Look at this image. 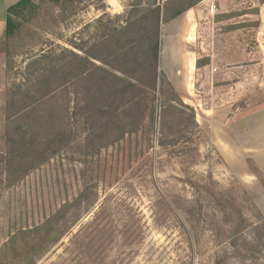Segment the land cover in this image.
Listing matches in <instances>:
<instances>
[{
  "label": "rangeland",
  "instance_id": "rangeland-1",
  "mask_svg": "<svg viewBox=\"0 0 264 264\" xmlns=\"http://www.w3.org/2000/svg\"><path fill=\"white\" fill-rule=\"evenodd\" d=\"M153 1L119 0L117 15L103 0H33L12 16L14 33L0 39V154L9 147L10 97L20 100L18 109L55 89L54 103L70 100L73 119L65 137L27 117L8 128L22 142L16 151L34 137L40 143L34 160L15 157L19 165L0 171V248L21 228L56 212L58 220L50 242H36L29 252L33 237L18 236L0 264H28L33 257L35 264H264V0L194 6L199 52L209 61L184 102L194 111L162 117L161 104L170 97L164 84L153 131L143 121L134 133H97L96 119L83 126L84 81L73 78L69 91L56 90L61 71L54 70L55 57L65 49L82 55L85 40L114 31L121 21L129 22L123 38L131 37ZM168 4L169 11L177 2ZM64 55L78 70L70 62L75 58ZM38 57L47 71L29 76L27 64ZM29 163L38 166L24 175ZM64 205L68 210L60 211Z\"/></svg>",
  "mask_w": 264,
  "mask_h": 264
},
{
  "label": "trees",
  "instance_id": "trees-1",
  "mask_svg": "<svg viewBox=\"0 0 264 264\" xmlns=\"http://www.w3.org/2000/svg\"><path fill=\"white\" fill-rule=\"evenodd\" d=\"M33 0H19L7 9V15L5 20L4 35L10 38L17 27L16 22L13 19V15L16 14L19 8L24 7L31 3ZM59 1V0H54ZM80 1V0H69ZM203 0H193L186 3L185 0H166L165 5H161V1L155 0L151 6L146 10L149 14L147 18L139 17L140 31L136 34H132L131 37L123 38L124 33L129 29L128 21H121L119 26L114 27V31L107 30L104 35L97 37V32L94 36L85 40L87 45L83 50V54L79 55L77 52L71 49H65L61 56L55 57L54 70H60V80L56 86V90L62 92L68 90L72 79H82L84 85L81 93V103L84 104L82 108L85 109V113L82 117L85 119L83 126H87L88 119H96L93 129L95 132L106 131L111 133L114 130L121 128L120 134L126 135L128 133H134L137 130V124H143V121H148L152 125V131L155 128L156 111L158 95L163 93L162 86L167 85L169 90V96L167 102H162V117L165 113L172 115L185 114L186 111H194L192 106L184 103L178 93L175 91L171 83L167 78L159 71V50H160V25L162 22H168L169 20L177 17L185 12L187 9L192 8L199 4ZM168 2H177L174 9L169 7V11L166 6ZM186 3V4H185ZM138 30V27L137 29ZM108 31H112L111 33ZM68 53L75 58L70 59V62L74 61L78 63L77 68H70L64 59V54ZM42 57V56H41ZM31 60L28 65L29 76L40 73L42 67L40 66V58ZM44 57V56H43ZM115 61L122 64L116 65ZM61 62V63H60ZM209 61L204 62L203 58L197 60V66H203L208 64ZM77 70V71H75ZM42 71H47L42 69ZM43 81H47L44 86L48 87L51 80L48 78V74H44ZM51 89L41 97L32 96L29 103L20 105L18 109L16 105L20 101L16 97L8 98L9 110L7 111V136L9 147L5 153L0 154V158L4 160V166L0 167V171L7 172L10 167L20 164L21 158L30 157L29 162L34 160L36 147L40 143L38 139L32 138L30 144L23 150L14 149L15 145H21V140L13 135L11 137L8 128L12 129V125L22 118H31L33 122H39L38 127H43L49 131V128L57 127L61 131V135L65 137L66 132L71 131V110L72 105L70 100H66L61 105L54 103V96L56 91ZM19 90H17L18 92ZM21 93V91H19ZM16 99V100H15ZM79 102V104H80ZM165 103V104H164ZM43 107L50 111L47 116L39 114V110H43ZM191 117L194 124L197 126L195 119V113L192 112ZM117 127V128H116ZM12 132V131H11ZM68 132V133H69ZM102 133V132H101ZM15 143V144H14ZM19 158L20 161H17ZM38 165H32L31 163L22 167L24 171L27 169L24 175L28 174L31 169L36 168ZM30 170V171H29ZM12 171L6 173L11 175ZM1 181V180H0ZM72 205V202L70 203ZM68 205L62 206L60 211L68 210ZM59 211V212H60ZM58 212L48 217L44 222L39 223L30 229L21 228L18 232L14 233L7 241H14L21 237H33L32 242L29 244V252H33L38 243L42 244L45 240H49L50 236L56 225H52L53 222H57ZM45 227V228H44ZM262 232H264V223L261 226ZM46 229L48 233L42 235V231ZM39 234V236H37ZM261 239V238H260ZM4 244L0 248V260L4 248L8 244ZM257 246H261V243H257ZM43 250L44 247H41ZM36 259L33 257L28 264H35Z\"/></svg>",
  "mask_w": 264,
  "mask_h": 264
},
{
  "label": "crops",
  "instance_id": "crops-1",
  "mask_svg": "<svg viewBox=\"0 0 264 264\" xmlns=\"http://www.w3.org/2000/svg\"><path fill=\"white\" fill-rule=\"evenodd\" d=\"M18 1L0 0V39L5 31L7 9ZM103 2L114 7L115 10H118L120 5L119 0H103ZM116 12L115 14L119 15L122 11ZM92 21L93 19H90L89 24ZM90 29L95 28L90 26ZM199 36V25L194 7L160 25L158 69L184 102L190 100V95L196 92L198 73L204 69V65L197 66V60L203 58L199 52L201 48L198 42Z\"/></svg>",
  "mask_w": 264,
  "mask_h": 264
}]
</instances>
